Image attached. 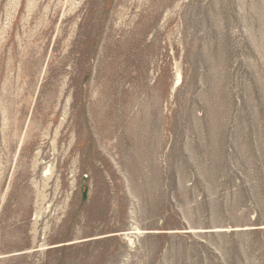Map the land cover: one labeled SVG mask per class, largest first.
<instances>
[{
    "label": "rangeland",
    "instance_id": "374dc122",
    "mask_svg": "<svg viewBox=\"0 0 264 264\" xmlns=\"http://www.w3.org/2000/svg\"><path fill=\"white\" fill-rule=\"evenodd\" d=\"M0 264H264V0H0Z\"/></svg>",
    "mask_w": 264,
    "mask_h": 264
}]
</instances>
